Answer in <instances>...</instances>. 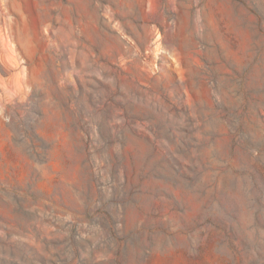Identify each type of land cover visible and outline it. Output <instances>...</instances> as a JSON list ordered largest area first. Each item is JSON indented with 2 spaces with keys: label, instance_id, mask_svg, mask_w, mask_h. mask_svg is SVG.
<instances>
[{
  "label": "rangeland",
  "instance_id": "1",
  "mask_svg": "<svg viewBox=\"0 0 264 264\" xmlns=\"http://www.w3.org/2000/svg\"><path fill=\"white\" fill-rule=\"evenodd\" d=\"M0 264H264V0H0Z\"/></svg>",
  "mask_w": 264,
  "mask_h": 264
}]
</instances>
